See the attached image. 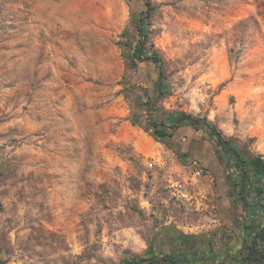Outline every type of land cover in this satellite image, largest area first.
Listing matches in <instances>:
<instances>
[{
	"label": "rangeland",
	"instance_id": "rangeland-1",
	"mask_svg": "<svg viewBox=\"0 0 264 264\" xmlns=\"http://www.w3.org/2000/svg\"><path fill=\"white\" fill-rule=\"evenodd\" d=\"M152 3L145 53L162 64L131 70L143 0H0L1 264L260 257L264 183L234 214L240 165L204 122L264 161V0ZM168 173L192 202L171 198Z\"/></svg>",
	"mask_w": 264,
	"mask_h": 264
},
{
	"label": "trees",
	"instance_id": "trees-1",
	"mask_svg": "<svg viewBox=\"0 0 264 264\" xmlns=\"http://www.w3.org/2000/svg\"><path fill=\"white\" fill-rule=\"evenodd\" d=\"M143 1L148 9V13L146 17L141 16L135 24V28L138 32V35L140 36V39L139 40L131 39L130 41L131 44H135V46H132L130 48L133 51L132 57L129 58L131 70H136L138 64L140 62H143L144 60L151 62L154 61L155 63L162 64V61L159 60V58H157L155 53L152 54L145 53L147 35L143 30L142 24L144 22V18H148L152 15V13L155 11V7L153 6L152 0H143ZM163 75H164L163 69L160 67V80L158 85V89L160 93L163 87ZM186 120H189L193 124L198 123V120H195L192 116L180 115L176 118V123H177L176 125L178 126L180 125V123ZM204 125L217 136L219 150H220L218 158L220 162L225 161V156L236 157L240 165V169H239L240 183H238V180H236L232 174H230L229 172L227 174L228 199L231 208L233 210V213L237 215L238 196L240 195V192L241 194H247L250 191L249 187L255 185L258 186L259 182L264 183V161L261 157L251 158L250 160H246L242 156L238 148L234 146L230 140H227L214 125H212L209 121H205ZM155 132L159 138L173 136V133H168L166 129H159L158 126H155ZM229 167L230 165L228 166V168ZM239 186H241V190L238 191ZM258 253L260 254L259 258L250 257L245 264H264V248ZM169 259L172 260L173 258L169 257ZM171 263L180 264L178 261Z\"/></svg>",
	"mask_w": 264,
	"mask_h": 264
},
{
	"label": "built area",
	"instance_id": "built-area-1",
	"mask_svg": "<svg viewBox=\"0 0 264 264\" xmlns=\"http://www.w3.org/2000/svg\"><path fill=\"white\" fill-rule=\"evenodd\" d=\"M195 176L202 177L205 176V173L203 170L197 171ZM189 185L190 184L188 181L181 180L171 173H168L166 176L165 187L168 190L171 198L177 202H192L193 197L190 193Z\"/></svg>",
	"mask_w": 264,
	"mask_h": 264
}]
</instances>
